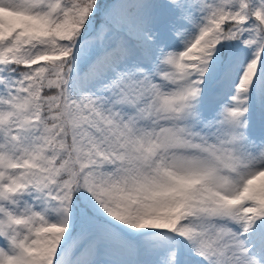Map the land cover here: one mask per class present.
<instances>
[{
	"label": "snow or ice",
	"instance_id": "6c2138e0",
	"mask_svg": "<svg viewBox=\"0 0 264 264\" xmlns=\"http://www.w3.org/2000/svg\"><path fill=\"white\" fill-rule=\"evenodd\" d=\"M0 264H264V0H0Z\"/></svg>",
	"mask_w": 264,
	"mask_h": 264
}]
</instances>
